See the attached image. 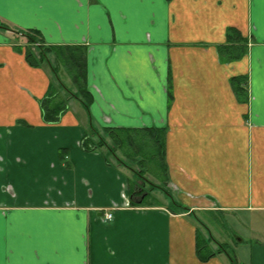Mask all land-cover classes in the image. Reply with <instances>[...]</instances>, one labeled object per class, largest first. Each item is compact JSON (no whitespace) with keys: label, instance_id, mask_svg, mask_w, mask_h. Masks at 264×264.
Returning <instances> with one entry per match:
<instances>
[{"label":"crops","instance_id":"crops-1","mask_svg":"<svg viewBox=\"0 0 264 264\" xmlns=\"http://www.w3.org/2000/svg\"><path fill=\"white\" fill-rule=\"evenodd\" d=\"M0 22L84 46L92 96L45 122L41 100L71 80L30 65L21 32L0 27V264H230L200 260L196 241L212 236L200 214L264 221V0H0ZM229 28L245 51L223 60ZM91 128L163 130L164 187L186 210L133 179L119 149L83 150ZM254 232L238 264H264Z\"/></svg>","mask_w":264,"mask_h":264},{"label":"trees","instance_id":"trees-1","mask_svg":"<svg viewBox=\"0 0 264 264\" xmlns=\"http://www.w3.org/2000/svg\"><path fill=\"white\" fill-rule=\"evenodd\" d=\"M0 27L5 28L10 31H14L16 33L21 32V35L25 38L27 42V46L25 48V58L30 65L37 66L43 63H47L50 67L51 71L55 74L59 71V68H63L64 72L69 76L71 80V87H64L65 93L67 97L65 99L59 98L56 92L49 93L48 96L44 97L40 104L43 119L45 122L53 123L58 120L60 114L66 109L67 101L72 98H78L84 108L88 111V107L92 101V96L87 89L86 84V62H85V54L86 49L81 45H47L43 43V37L39 30L37 29H24L17 30L9 27V25L0 22ZM227 40L229 41L226 44H222L219 46L218 51L221 59L231 58L235 59L241 56L245 51V46L239 42V40H243L240 37L238 31L234 28H229L227 35ZM29 44L35 46L39 49V53L36 56L30 51ZM53 55V61H51L49 54ZM243 78L240 76L231 77V84L233 89L237 93V96H243L246 93L245 88L243 87L244 82ZM75 87L76 91H73L71 88ZM245 99V98H244ZM89 134L84 136L81 139L80 145L83 150L91 151L97 148H101L103 145L107 147V155L113 156L118 148L121 146L128 145L130 146L131 142L134 140L135 134H148L152 139H154V143L156 145V153L154 156L161 163L163 160V152H164V131L163 130H151L146 131H120L114 128H103L101 130H97L91 128L88 131ZM95 136V139L93 138ZM105 136H109L112 141V145H106ZM114 143V144H113ZM123 155V154H122ZM125 158H129L128 154H125ZM106 162L108 160L106 159ZM152 188H160L170 199L171 207L178 210H186L181 204H178L174 198L172 197L171 192L166 189L164 186H160L154 183H151ZM137 188L138 185H136ZM141 189V188H140ZM142 190V189H141ZM143 191V190H142ZM208 234V232H207ZM211 242H215L216 248H212L210 246ZM224 252L229 260L230 264H238L236 258L230 254L228 250V245L225 243H220L208 234L205 239L203 236H198L196 241V253L200 260L206 261L213 255Z\"/></svg>","mask_w":264,"mask_h":264},{"label":"rangeland","instance_id":"rangeland-1","mask_svg":"<svg viewBox=\"0 0 264 264\" xmlns=\"http://www.w3.org/2000/svg\"><path fill=\"white\" fill-rule=\"evenodd\" d=\"M27 45L26 47H28ZM29 48L37 58L39 49L36 47V44L35 46L29 44ZM49 57L51 61H53V55L51 53L49 54ZM42 64L47 63L42 62ZM59 71L65 76L66 73L64 72L62 67L59 68ZM71 89L73 91H76L75 87H72ZM58 96L59 98L63 99V96L67 97V94L65 93V90L61 88V92ZM133 137L134 140L131 142L130 146L125 145L118 148L120 150L119 153L121 156H125V154H128L129 158L126 157V161L135 170L133 179L136 178V181H138L140 185H144L147 189L152 188L151 183L165 186L163 173L161 171V163L158 161L156 156H154L156 153V145L154 143V139H152L148 134H135ZM105 143L106 145H112V141L109 136H105ZM102 147L107 149L105 145H103ZM111 168L115 177L117 175V172H119L122 180L129 184L128 193L132 192V190H134V180L132 179V175H127V173L124 174L121 170H118L116 164L112 163ZM155 193L156 194L150 196L153 197L154 200L157 199V203H160V200H162L164 197L167 198L163 192H159L157 190ZM170 205L172 206V204ZM200 219L209 228V231H211V234L215 239H217L218 241L221 240V242H224L228 245V250L233 256L245 257L246 255V257H248L247 251L249 250V246L244 241L239 242V238L248 240L249 237L253 238V236H255L254 231L256 229L264 230V221L252 219L249 222H245L241 219V216L239 214L223 216L216 214L215 217L208 214H200ZM203 231H205L204 228H202V232ZM210 245L211 247H216L212 242L210 243Z\"/></svg>","mask_w":264,"mask_h":264},{"label":"flooded vegetation","instance_id":"flooded-vegetation-1","mask_svg":"<svg viewBox=\"0 0 264 264\" xmlns=\"http://www.w3.org/2000/svg\"><path fill=\"white\" fill-rule=\"evenodd\" d=\"M140 188H141L143 191H142ZM140 188H136V189H135V188L133 187L134 190H132L131 194H132V195H135V194H136L137 196H140V195H143L144 193H147V191H145L142 187H140ZM111 213H112V212H111ZM112 215H113V214H112Z\"/></svg>","mask_w":264,"mask_h":264},{"label":"built area","instance_id":"built-area-1","mask_svg":"<svg viewBox=\"0 0 264 264\" xmlns=\"http://www.w3.org/2000/svg\"><path fill=\"white\" fill-rule=\"evenodd\" d=\"M104 217H105L106 220H111L112 217H113V215H112L111 212H106V213L104 214Z\"/></svg>","mask_w":264,"mask_h":264}]
</instances>
